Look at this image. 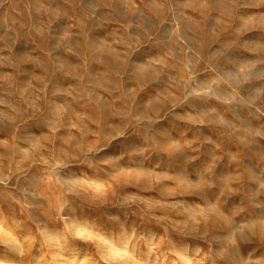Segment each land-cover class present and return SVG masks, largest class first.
<instances>
[{"label":"rangeland","instance_id":"rangeland-1","mask_svg":"<svg viewBox=\"0 0 264 264\" xmlns=\"http://www.w3.org/2000/svg\"><path fill=\"white\" fill-rule=\"evenodd\" d=\"M0 264H264V0H0Z\"/></svg>","mask_w":264,"mask_h":264}]
</instances>
